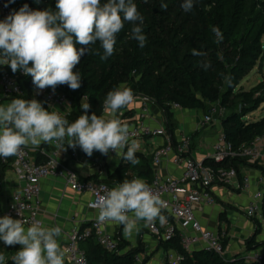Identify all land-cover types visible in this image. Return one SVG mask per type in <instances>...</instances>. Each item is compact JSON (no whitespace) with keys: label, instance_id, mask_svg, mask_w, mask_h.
<instances>
[{"label":"trees","instance_id":"16d2710c","mask_svg":"<svg viewBox=\"0 0 264 264\" xmlns=\"http://www.w3.org/2000/svg\"><path fill=\"white\" fill-rule=\"evenodd\" d=\"M6 1L17 11L24 4L32 10H56V0H40L39 3L36 0ZM104 2L106 0H101V3ZM133 2L144 17L146 45L141 48L136 40L129 38L132 28L129 22H125L124 28L118 33L114 54L108 59H101L104 50L99 41L90 45L93 52L81 57L75 69L81 75V87L72 90L67 85H58L73 101L72 108L65 117L69 123L84 114L81 103L87 102L90 105L87 113L89 116L96 113L104 118L103 104L107 93L130 83L133 95L150 99L162 110L172 139L177 124L172 111L175 104L186 109H201L205 113L210 108L209 104L224 106L226 113L220 118L222 132L235 147L249 144L264 133V116L258 120L248 118L264 104V80L249 90L240 87L242 80L264 58V0H196L191 12H185L181 8L183 0ZM162 2L167 4L166 10L161 8ZM212 26L219 27L223 33L221 43L215 42ZM192 49L207 55L193 56ZM201 60L210 62L211 67L206 71L198 67V61ZM4 70L13 73L9 65ZM13 74L18 75L23 90L15 95L27 100L37 99L34 97L37 88L31 76L24 75L21 71ZM229 76L232 78L231 87L225 83V77ZM42 98L45 99L44 96ZM42 106L45 107V104L42 103ZM33 156H36L39 163L47 160L43 147L36 148ZM136 157L141 162L138 169L133 171L135 176L124 175L121 167L116 182H103L112 186L121 184L124 180L142 178L147 184L151 183L152 156L136 154ZM205 163L220 167L209 159ZM222 165L236 167L239 177L242 176L244 167H256L264 175V167L258 162L249 163L247 158H237ZM13 166V156L0 157V200L3 178ZM262 214L264 216V200ZM251 219L256 225V232L245 240L246 249L264 250V242L256 240L261 232V223L255 218ZM118 240L120 244L116 252L104 249L93 235L82 239L80 246L85 250L89 264H134L133 256L141 248L120 254L127 242L121 237ZM165 246L167 250L173 249L179 253L180 261L176 264H262L247 260L242 253L223 257L205 248L186 251L181 245L179 234L167 241ZM5 264H14V261L8 259Z\"/></svg>","mask_w":264,"mask_h":264},{"label":"clouds","instance_id":"9594fccd","mask_svg":"<svg viewBox=\"0 0 264 264\" xmlns=\"http://www.w3.org/2000/svg\"><path fill=\"white\" fill-rule=\"evenodd\" d=\"M195 3L196 0H183L181 8L191 12ZM160 6L167 9L166 3ZM55 8V11L50 8L32 10L24 4L19 11L0 21V65H9L13 73L21 71L31 76L39 90L50 87L55 91L58 85L79 89L81 75L75 69L81 57L92 53L90 45L97 41L104 50L101 59L112 56L117 35L125 22L132 24L129 38L136 40L141 48L146 45L144 17L133 0H106L104 3L101 0H56ZM211 31L215 42L221 43L224 36L219 27L212 26ZM192 55L204 57L207 54L192 49ZM197 66L206 71L211 64L201 60ZM225 83L231 87L232 78L225 77ZM132 100L131 89L119 86L109 91L104 100V110L111 118L96 113L89 116L87 102L81 103L84 114L69 123L58 112L46 110L36 99H12L7 105H0V157L16 156L28 146L39 148L42 142H56L64 151L67 137L68 147L79 146L89 157L94 151L107 155L112 150L124 161L139 164L136 157L139 141L130 140L128 124L117 115ZM93 206L98 207L99 223L123 225V233L128 237L140 231L141 221L147 226L157 219L161 223L166 220L162 214L165 201L141 178L124 180L111 189L103 188V195ZM61 233L59 225L49 228L37 221L25 229L21 219L9 215L0 217V241L5 246H21L12 257L14 264H65V254L57 240ZM0 264H5L3 253H0Z\"/></svg>","mask_w":264,"mask_h":264},{"label":"crops","instance_id":"0c3cea01","mask_svg":"<svg viewBox=\"0 0 264 264\" xmlns=\"http://www.w3.org/2000/svg\"><path fill=\"white\" fill-rule=\"evenodd\" d=\"M5 66L0 65V71H3ZM122 86L129 89L132 87L130 83L123 84ZM34 97L39 102L45 104V107H43L49 112H58L64 118L69 113V109L65 107L49 106L45 99H41L43 96L38 92V88L34 91ZM15 98L20 97L15 94L9 97L0 95V105H7ZM145 107L148 108L147 113L144 112ZM172 111L177 123L173 139L169 133L173 145L177 146L183 138L190 137L191 142L185 155L192 156L196 161L209 165L205 163V160H211L213 145L223 131L221 123L214 122L201 128L200 122L205 113L201 109H186L181 106H173ZM117 115L121 121L128 124L129 128L137 126L141 120H144L147 125L154 129L165 128L167 130L166 120L162 110L153 101L150 99L145 100L141 96L133 95V100L127 106L121 108ZM104 118H111L110 113L105 112V110ZM68 139L67 137L65 138L64 145L66 150L64 151L62 148L57 147L54 142L50 144L42 142L40 147H43L46 155H49L51 152H56L58 160L63 165L75 170L81 180L94 182L110 180L116 182L119 179L117 173L121 167L123 168L124 175L132 174L135 176V169L137 170L140 165H131L130 162H126L117 156L115 152L111 153L110 151L107 155L99 151H94L92 156L89 157L79 146L75 149L68 147ZM137 141H139L140 148L136 154H141L144 157L152 156L151 170L153 180L156 176H160L163 179L167 177L181 178L183 176L185 165L184 163L176 164L173 162L175 152L165 157L160 165L156 166L153 161L154 151L168 143L166 136H142ZM45 144L47 146H44ZM28 147L33 148L32 146ZM33 157L37 162L38 159L36 156ZM259 164L264 167V157ZM241 175L231 185L223 186L216 184L212 187V193L216 199L215 204H195L196 218L204 229L216 233L225 232L223 240L226 244V257H232L238 253H242L247 257L254 254V252H264L262 248L247 251L245 245V240L256 232L254 221L246 216V208L250 205L254 193L259 189L264 190V184L259 181L260 177L264 175L256 167H244ZM246 177L249 180L248 187H244V179ZM23 185L24 181L18 175L14 166L5 173L0 200V214L2 217L5 215L14 194L20 192ZM112 186L115 187L117 185ZM91 199L92 195L88 192H75L71 190L64 176L49 175L41 181L38 219L45 227L51 228L57 225L61 227L62 233L60 237H57V240L65 254V264L68 263L67 244L69 235L74 229L86 231L88 226H92V222L96 217V213L88 206ZM162 214L165 217L169 216L172 218L167 210L162 209ZM24 227L25 229L28 228L25 225ZM178 227L180 231L192 232L191 228L184 229L180 223H178ZM139 228V232L134 231L128 237L123 233V225L115 222H109L106 225V229L110 234L114 235L117 239L121 237L127 242L120 250V254H126L130 249L140 247L141 250L135 255L139 254L144 264H166L171 260H175L177 256L180 258L177 251L173 249L167 250L165 246L166 242L154 236L148 227L144 225L143 221L139 223ZM256 240L257 242H264L263 226H261V232L256 237ZM20 247V245L5 246L3 241H0V253L4 254L5 260L12 259ZM191 249L193 252L197 249H202V246L195 245ZM179 261L180 259L178 261L175 260L174 263L176 264Z\"/></svg>","mask_w":264,"mask_h":264},{"label":"built area","instance_id":"2783aa9c","mask_svg":"<svg viewBox=\"0 0 264 264\" xmlns=\"http://www.w3.org/2000/svg\"><path fill=\"white\" fill-rule=\"evenodd\" d=\"M6 0H0V21L5 20L10 14L16 12ZM19 77L17 74L10 73L7 70L0 71V95L9 97L14 94L22 93ZM38 92L45 97L47 104L51 107L72 108L73 101L69 98L66 92L58 86L55 91L50 87ZM148 100V98H144ZM174 107H180L175 104ZM144 112H148V108H144ZM226 113V108L218 103L210 106L207 113L204 114L200 127H205L214 122H220V118ZM130 140L139 139L142 136H157L164 135L167 137V144L157 148L153 153V161L155 165H160L165 157L172 152H175L173 162L176 164L184 163V172L181 178L167 177L165 179L156 176L148 185L154 193L165 201L167 210L171 217H166L164 223L159 219L148 224L149 231L163 242L171 241L179 234L182 247L189 252H192V247L201 245L202 249H208L213 253L226 257L224 236L225 232L216 233L204 229L195 215V204L213 205L216 199L212 193V187L216 184L223 186L231 185L238 180L239 174L236 167L221 164L237 158H247L249 162H260L264 157V133L257 136L249 144H243L235 147L232 142L228 141L225 134L222 132L217 141L213 145L211 160L219 164L220 167L205 165L202 162L196 161L192 156L185 155L189 148L191 139L185 137L177 145L174 146L165 128L154 129L147 125L144 120H141L137 126L130 127ZM56 144V142H54ZM35 148H22L19 154L14 157V168L18 175L24 181L23 188L20 192L14 194L12 201L5 212L15 219H21L23 225L30 227L34 222L39 221L38 212L40 209V193L41 181L49 175L64 176L71 190L75 192H88L92 195L88 206L96 213V217L92 222L90 230L81 231L74 229L68 237L67 244V264H89L86 252L81 248L80 242L82 239L94 236L95 240L107 251L116 252L119 249V240L110 234L106 225L109 222L99 223L97 221L98 207H94L98 201V197L103 195V188H113L104 182H94L89 180H81L78 174L71 167L63 165L57 158L56 152H51L49 155H44L47 160L39 163L34 160L33 152ZM111 153L114 151L109 150ZM259 181L264 184V176H261ZM249 180L244 179V187H248ZM264 200V190L259 189L253 195L250 205L246 208V216L255 218L260 221L264 228V216L262 214V205ZM40 222V221H39ZM178 223L184 229L191 228L192 232L179 230ZM247 260L255 261L264 264V252H254L246 257ZM180 258H175L178 261ZM171 260L169 263L175 264ZM134 264H144L140 255L134 256Z\"/></svg>","mask_w":264,"mask_h":264},{"label":"rangeland","instance_id":"374dc122","mask_svg":"<svg viewBox=\"0 0 264 264\" xmlns=\"http://www.w3.org/2000/svg\"><path fill=\"white\" fill-rule=\"evenodd\" d=\"M263 45H264V37H263ZM263 80H264V58L261 61H259L258 64L255 66V68L251 71V73L242 80L240 87H243L245 90H249ZM211 105L212 104H209V106ZM263 116H264V104L257 111H255L251 115V117L249 115L248 118H252L253 120H258ZM90 229L91 226H88V228H86V230H90Z\"/></svg>","mask_w":264,"mask_h":264}]
</instances>
